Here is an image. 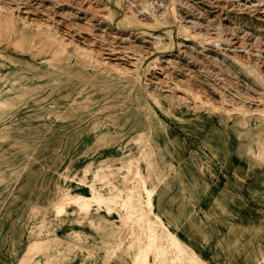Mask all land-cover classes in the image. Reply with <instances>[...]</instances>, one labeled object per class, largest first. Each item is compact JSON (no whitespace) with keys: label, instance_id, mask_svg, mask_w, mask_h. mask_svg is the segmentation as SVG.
Returning <instances> with one entry per match:
<instances>
[{"label":"rangeland","instance_id":"374dc122","mask_svg":"<svg viewBox=\"0 0 264 264\" xmlns=\"http://www.w3.org/2000/svg\"><path fill=\"white\" fill-rule=\"evenodd\" d=\"M244 181L264 188V0H0V264H203L148 199L208 264H264L228 205Z\"/></svg>","mask_w":264,"mask_h":264},{"label":"crops","instance_id":"0c3cea01","mask_svg":"<svg viewBox=\"0 0 264 264\" xmlns=\"http://www.w3.org/2000/svg\"><path fill=\"white\" fill-rule=\"evenodd\" d=\"M250 188H252V183H243V188L242 190H244L243 195H236V196H232L229 198L230 202H229V206L233 207V210L236 211V214H238V218L237 220H239L243 228V230H248V237L250 239H253L254 237H263L264 239V188H259V189H255V190H251ZM254 189V188H252ZM242 194V193H241ZM154 208H155V214L158 215L162 221L164 226L166 227V229L173 234L180 242L181 244L187 249V251L190 253L191 257H197L203 264H208L207 262H205L204 260H202V258L192 249H190L184 241L183 239L188 238L190 235L189 230L190 229H186L185 228V232L183 231H179V232H175L172 231L169 228V225L167 224L166 221V217L162 216L161 213L157 212L156 210V203L154 200ZM183 220L179 219V228L182 225ZM218 222V221H217ZM218 225V224H217ZM239 225V224H237ZM219 226V225H218ZM183 228V227H182ZM238 232V231H237ZM244 231H240V234L243 235ZM238 235L236 238V241H239V237L241 235ZM211 236H214V233L211 232ZM246 235L244 234V237ZM186 240V239H185ZM187 241V240H186ZM263 243V242H262ZM264 245V243H263ZM197 248V246H195ZM198 249V248H197ZM200 250V249H198ZM202 254L203 252L200 251ZM251 259H253V263L255 264V258L257 255L253 254L254 252L250 253V250L248 251ZM206 258V257H205ZM208 259V258H207ZM211 262V261H210Z\"/></svg>","mask_w":264,"mask_h":264},{"label":"bare ground","instance_id":"6f19581e","mask_svg":"<svg viewBox=\"0 0 264 264\" xmlns=\"http://www.w3.org/2000/svg\"><path fill=\"white\" fill-rule=\"evenodd\" d=\"M149 197H150V195H149ZM85 199L86 200H90L89 198H85ZM147 203H148L149 209L151 210V213L153 215H155L154 210L150 207V199L147 200ZM157 218L159 219V222L162 225L163 222L160 220L159 217H157ZM167 234L170 237V240H172V242L171 241L169 242L172 245V247L175 250H177V253L178 254L182 253L183 252V249H182V246L180 244V241L173 234H171L170 232H168ZM134 264H148V255L145 254L143 251L142 252H139L138 255H137L136 261L134 262Z\"/></svg>","mask_w":264,"mask_h":264}]
</instances>
